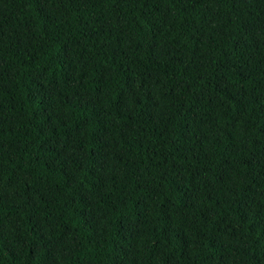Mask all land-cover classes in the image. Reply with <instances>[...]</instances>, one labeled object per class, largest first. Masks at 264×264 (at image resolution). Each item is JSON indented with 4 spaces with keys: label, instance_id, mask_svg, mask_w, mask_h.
Segmentation results:
<instances>
[{
    "label": "trees",
    "instance_id": "16d2710c",
    "mask_svg": "<svg viewBox=\"0 0 264 264\" xmlns=\"http://www.w3.org/2000/svg\"><path fill=\"white\" fill-rule=\"evenodd\" d=\"M0 264H264V0H0Z\"/></svg>",
    "mask_w": 264,
    "mask_h": 264
}]
</instances>
